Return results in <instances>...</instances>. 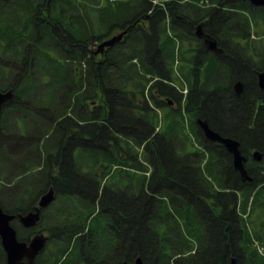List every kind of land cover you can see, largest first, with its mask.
<instances>
[{
  "label": "trees",
  "instance_id": "trees-1",
  "mask_svg": "<svg viewBox=\"0 0 264 264\" xmlns=\"http://www.w3.org/2000/svg\"><path fill=\"white\" fill-rule=\"evenodd\" d=\"M263 70L264 7L249 2L0 0V92H14L0 205L26 214L55 191L36 227L12 224L20 241L48 236L35 264H264V164L244 183L197 124L263 151Z\"/></svg>",
  "mask_w": 264,
  "mask_h": 264
},
{
  "label": "water",
  "instance_id": "water-1",
  "mask_svg": "<svg viewBox=\"0 0 264 264\" xmlns=\"http://www.w3.org/2000/svg\"><path fill=\"white\" fill-rule=\"evenodd\" d=\"M239 1L249 2L256 7H264V0ZM130 28L131 27L120 34L101 42L98 45L97 50L94 52L95 55L103 54L106 48H111L117 42H120ZM196 35L199 39L203 40L204 46L208 51L216 54L222 52V49L218 46L217 40L211 35L205 33L202 25L197 27ZM258 86L260 90L264 91V71L258 75ZM234 90L236 95L241 96L244 92V83L242 81L237 82L234 86ZM13 97V91L0 92V112L4 105L11 101ZM197 124L208 141L223 146L232 156L234 169L239 173L241 180L244 183L253 182V177L246 168L247 157L242 153L241 143L234 138L222 136L214 131L209 124L202 119H198ZM253 156L257 162H260L262 159V154L258 150L253 153ZM54 200L55 191L53 188H50L47 193L40 197L38 206L35 207L34 211L29 213L18 215L9 214L5 212L0 205V240L6 254L7 264H34L35 259L44 251L48 238L43 232L33 236L29 242L20 241L18 239L17 230L12 225V222L18 218L23 227L27 229L36 227L41 219V210L49 207ZM135 264L145 263L142 257H138ZM232 264H238L236 259L232 260Z\"/></svg>",
  "mask_w": 264,
  "mask_h": 264
},
{
  "label": "rangeland",
  "instance_id": "rangeland-1",
  "mask_svg": "<svg viewBox=\"0 0 264 264\" xmlns=\"http://www.w3.org/2000/svg\"><path fill=\"white\" fill-rule=\"evenodd\" d=\"M186 1H190V2H192L193 0H186ZM200 2V1H199ZM199 2H197V3H199ZM207 3V2H206ZM203 4V2H200V5H202ZM118 34H120V30H115V31H113L112 33H111V35H109L108 37H106V38H104L103 40H107V39H110L113 35L115 36V35H118ZM100 43H98L97 44V46L99 45ZM97 46L95 47V49H97ZM264 71V70H263ZM261 73V72H260ZM172 106H174L175 108H177V104L176 103H173V105ZM34 116H35V114H30L29 112L27 113V115H26V119H25V121H24V124H22V122L19 120V119H17L16 120V122H17V124H18V126H21V127H23V125H26V126H30L31 127V125H32V123H33V118H34ZM42 127H44V126H42ZM46 129V128H45ZM41 130H42V128H41ZM43 131V130H42ZM254 151L253 150H251V152L249 153V155L251 154V153H253ZM264 164V163H263ZM46 235V234H45ZM260 251L261 252H263L262 251V248L260 249Z\"/></svg>",
  "mask_w": 264,
  "mask_h": 264
},
{
  "label": "flooded vegetation",
  "instance_id": "flooded-vegetation-1",
  "mask_svg": "<svg viewBox=\"0 0 264 264\" xmlns=\"http://www.w3.org/2000/svg\"><path fill=\"white\" fill-rule=\"evenodd\" d=\"M47 12V11H46ZM123 31H125V29H123V30H120V33H122ZM128 33H129V31H128ZM128 33L124 36V38L122 39V40H124L125 39V37L128 35ZM114 36V35H113ZM112 36V37H113ZM121 40V41H122ZM120 41V42H121ZM119 43V42H118ZM114 47V46H113ZM112 48V47H111ZM109 48H106L105 49V51H104V53H103V55L105 54V52L108 50ZM100 55H102V54H100ZM263 72V71H262ZM94 105V103L91 105V106H93ZM254 152L256 151V150H253ZM258 151H260V150H258ZM261 152V154H262V159H261V161L260 162H257L256 160H255V158H254V156H253V153H251L248 157H247V162H246V166H248V164L249 163H257V166H256V169L259 167V166H261L263 163H264V150L263 151H260ZM38 202H39V200H38ZM38 202H37V205H38ZM37 207V206H36ZM35 209V208H34ZM14 221H18L19 222V219L17 218V219H15ZM38 234V233H37ZM48 237V236H47ZM47 242H48V240H47ZM46 245H47V243H46ZM37 259V258H36ZM36 259H35V262H36ZM35 264V263H34Z\"/></svg>",
  "mask_w": 264,
  "mask_h": 264
}]
</instances>
